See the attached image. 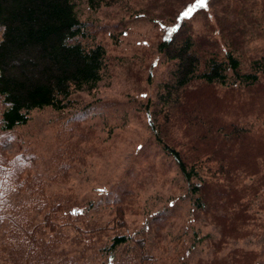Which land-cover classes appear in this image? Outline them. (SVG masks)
<instances>
[{
    "label": "trees",
    "instance_id": "16d2710c",
    "mask_svg": "<svg viewBox=\"0 0 264 264\" xmlns=\"http://www.w3.org/2000/svg\"><path fill=\"white\" fill-rule=\"evenodd\" d=\"M118 1L0 0V135L27 124L33 110L77 108L78 94L96 89L108 55L90 30L93 24L82 17V6L94 12ZM189 9L191 15L184 16ZM159 14L169 18V31L155 44L153 58L172 63L157 85V101L145 104L148 124L154 143L183 178L193 220L214 232L205 233L201 224L193 228L191 245L178 234L166 242V212L131 229L126 216L136 201L130 198L127 204L115 200L112 233L98 218L88 219L76 198L37 197L29 204L18 193L12 199L11 187L0 186V232L26 244L30 264L75 261L54 246L66 238L67 227L76 232L79 258L87 252L92 264H257L262 259V251L238 244L264 234V0H206L204 6L197 0L191 5L164 0ZM98 105L81 108L79 115ZM174 128L181 131L176 135ZM6 161L0 155V176L15 173ZM8 185L18 189L25 182ZM31 208L39 214L33 216ZM198 245L204 254L195 260Z\"/></svg>",
    "mask_w": 264,
    "mask_h": 264
},
{
    "label": "rangeland",
    "instance_id": "374dc122",
    "mask_svg": "<svg viewBox=\"0 0 264 264\" xmlns=\"http://www.w3.org/2000/svg\"><path fill=\"white\" fill-rule=\"evenodd\" d=\"M163 1L119 0L94 12L82 6V17L93 24L90 30L106 47L108 67L96 89L78 94L77 108L62 112L50 107L36 109L30 112L27 124L1 132L0 155L4 154L8 159L5 165L10 162L15 173L0 176V186L11 187L12 199L17 193L29 204L37 197L51 201L76 198L88 219L98 218L100 227L113 233L116 227L114 221L110 223V212L116 207L115 200L127 204L132 198L136 206L126 216L131 229H141L155 215L166 212L172 222L164 230L166 242L178 234L188 246L192 244L193 228L202 223L193 220L189 202L183 198L185 185L176 165L154 143L145 108L148 101H157V85L166 78L172 63L164 57L157 59V55L153 58L155 44L169 31V18L158 16ZM171 3L191 5L193 0ZM152 4L155 6L149 12ZM193 24L199 26V19L193 18ZM95 102L101 105L79 115L81 108ZM175 128L177 135L181 129ZM17 180L25 185L18 189L8 185ZM30 212L39 214L35 208ZM201 228L205 233L214 232L209 225ZM67 230L66 238L60 237L54 245L56 250L64 248L77 257L71 264H92L87 252L79 258L76 232ZM2 234L5 232H0V264H30L26 244L18 245L16 239ZM238 245L264 254V234ZM202 247L198 245L192 254L195 260L204 254ZM37 261L33 264H59ZM257 264H264V255Z\"/></svg>",
    "mask_w": 264,
    "mask_h": 264
},
{
    "label": "snow or ice",
    "instance_id": "6c2138e0",
    "mask_svg": "<svg viewBox=\"0 0 264 264\" xmlns=\"http://www.w3.org/2000/svg\"><path fill=\"white\" fill-rule=\"evenodd\" d=\"M197 3L199 6H204V5H206V0H197ZM191 13H192V9H189L188 11H185L183 13V15L189 16V15H191ZM172 31H175V29H172Z\"/></svg>",
    "mask_w": 264,
    "mask_h": 264
}]
</instances>
